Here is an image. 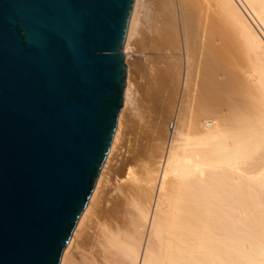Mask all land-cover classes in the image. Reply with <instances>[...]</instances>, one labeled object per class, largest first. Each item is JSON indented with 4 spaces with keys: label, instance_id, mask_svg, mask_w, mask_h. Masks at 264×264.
<instances>
[{
    "label": "bare ground",
    "instance_id": "1",
    "mask_svg": "<svg viewBox=\"0 0 264 264\" xmlns=\"http://www.w3.org/2000/svg\"><path fill=\"white\" fill-rule=\"evenodd\" d=\"M138 36L160 52L184 51L180 94L172 88L165 103L176 102L174 126L160 143H143L141 126L128 137L130 156L113 175L122 198L103 205L137 101L129 66L110 151L61 264H79L74 252L92 236L105 264H264V0H136L127 64ZM151 118L161 123L158 112Z\"/></svg>",
    "mask_w": 264,
    "mask_h": 264
},
{
    "label": "water",
    "instance_id": "2",
    "mask_svg": "<svg viewBox=\"0 0 264 264\" xmlns=\"http://www.w3.org/2000/svg\"><path fill=\"white\" fill-rule=\"evenodd\" d=\"M136 0H0V264H61L124 105Z\"/></svg>",
    "mask_w": 264,
    "mask_h": 264
},
{
    "label": "rangeland",
    "instance_id": "3",
    "mask_svg": "<svg viewBox=\"0 0 264 264\" xmlns=\"http://www.w3.org/2000/svg\"><path fill=\"white\" fill-rule=\"evenodd\" d=\"M137 38H138L137 39L138 41L141 39L140 36H138ZM150 47H152V46H150V45L148 46V44L141 43L139 41L134 52H132L130 54L131 58L129 59L128 64L126 62L127 73H128L129 66L131 68L130 69L131 73H132L131 77L133 78V83L135 84L134 85L135 93H136L135 98L137 101H136L135 106L132 105L133 108L129 107V110L126 111L125 128H124V134L125 135L123 134V136H122L123 141L121 140L122 141L121 144H123V145H121V148L122 147L123 148L122 149L120 147L118 148L117 152L115 153L116 156L114 155V159H113L114 161L111 163L110 169L111 168L112 169L110 171L112 173V177H111L110 185L112 184V186L109 185L110 187L108 186V188H107L109 190L106 189V191L104 193L105 195L103 197V205L104 204L107 205L108 202H109L108 204H112V203H110V201L115 202V201H117V199L120 201L122 198L119 192H118L119 194H117V192H115V190L113 191L114 183L117 182L116 177H113V175H114V173H115V175H117L116 173H117L118 168H116V167H120L119 165L121 164L120 163L121 156L122 155H125V157L130 156V154L128 155V154H126V152H123V151H125V147H126V144L128 142V139H129L128 137H131L132 135H134L135 132L137 133V130H139V128L141 126L142 129L143 128L145 129V131H143V132L146 133V134H144L145 140L143 139V143H145V144L160 143L159 139L156 140V138L157 137L160 138V141H161L162 140L161 138L163 137L162 135L164 134V131L167 128L170 129V131L172 130V128H169L170 122L172 120H173L172 121L173 123L175 122L173 112H171V111H174L175 106H176V102L174 101L175 103L174 102L167 103L168 105L172 104L171 107L166 105L165 103L168 102V100H166V98L168 96L167 94H169V92L172 90V88H174V87L178 88V94H180V90H181L180 87L182 86L181 72L183 73L185 71L184 70L185 69L184 51L180 50V51H176V52H169V51L168 52H160V51H157V50L150 48ZM180 78H181V82H180ZM151 96L153 99L151 98ZM164 99H165V101H163ZM137 105H139V106H137ZM138 108L140 111L139 110L136 111L138 113V115H137V113L134 111V109H138ZM153 111L156 113H154ZM157 112H158L159 118H161V120H159V122H161V123L158 124L159 126L157 125L156 127L153 128V126L151 125L152 123H150V126H149L148 120L149 119L151 120L152 119L151 115L157 114ZM171 116H172V118H171ZM148 117H149V119H148ZM146 124H147V127H145ZM154 132H157L159 135L156 136V133L154 134ZM147 138L150 139V140H148L149 142L147 141ZM156 141H158V142H156ZM116 161H119V162H116ZM115 195H117V196H115ZM114 196L117 197L116 200H115ZM118 196H120V197H118ZM111 197H113L114 200L109 199ZM88 238L89 237H87V239H85V241L82 240L83 242H80L78 249L79 248H81V249L75 250L74 257L76 258L75 259L76 262L77 263L80 262L79 264H82L81 262H83V264H90L91 261L94 262L95 260H97L95 262H97L98 264H103V262L105 264V260H104L105 257H104V253L102 252L103 250L101 249L102 251H100V249H99V248H102L101 245H99V243H98L100 241H97L98 238L94 237V236H92L93 239L91 238V236H90L91 239H88ZM95 243H97L98 245H96ZM87 251H88V253H87ZM94 251H95V253H94ZM82 253L85 256L87 254L86 258H84L85 257L84 255H80ZM88 255L90 256V258ZM81 256H83L84 260L86 259V261H83ZM109 257L112 258L111 256H109ZM109 257H107V258L110 259ZM79 259H80V261H79ZM112 261H113V259H111L110 262H112ZM114 263H116L115 259H114L113 264Z\"/></svg>",
    "mask_w": 264,
    "mask_h": 264
},
{
    "label": "built area",
    "instance_id": "4",
    "mask_svg": "<svg viewBox=\"0 0 264 264\" xmlns=\"http://www.w3.org/2000/svg\"><path fill=\"white\" fill-rule=\"evenodd\" d=\"M170 128H173L174 126V123L171 121L170 124H169Z\"/></svg>",
    "mask_w": 264,
    "mask_h": 264
}]
</instances>
